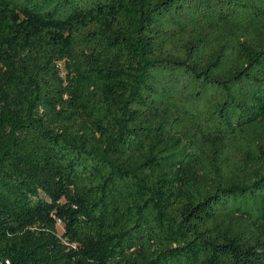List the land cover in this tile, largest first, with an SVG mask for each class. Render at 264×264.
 I'll use <instances>...</instances> for the list:
<instances>
[{
	"label": "trees",
	"instance_id": "trees-1",
	"mask_svg": "<svg viewBox=\"0 0 264 264\" xmlns=\"http://www.w3.org/2000/svg\"><path fill=\"white\" fill-rule=\"evenodd\" d=\"M0 264H264V0H0Z\"/></svg>",
	"mask_w": 264,
	"mask_h": 264
},
{
	"label": "rangeland",
	"instance_id": "rangeland-1",
	"mask_svg": "<svg viewBox=\"0 0 264 264\" xmlns=\"http://www.w3.org/2000/svg\"><path fill=\"white\" fill-rule=\"evenodd\" d=\"M58 230H59V232H61V231H62V228H61V226H58Z\"/></svg>",
	"mask_w": 264,
	"mask_h": 264
}]
</instances>
